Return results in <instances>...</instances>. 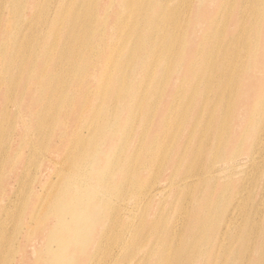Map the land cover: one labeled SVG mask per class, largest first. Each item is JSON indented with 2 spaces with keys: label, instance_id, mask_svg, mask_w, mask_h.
<instances>
[{
  "label": "bare ground",
  "instance_id": "1",
  "mask_svg": "<svg viewBox=\"0 0 264 264\" xmlns=\"http://www.w3.org/2000/svg\"><path fill=\"white\" fill-rule=\"evenodd\" d=\"M185 1L194 11L191 30L201 24L199 18L216 22L215 16L221 13L215 7L216 3L220 6V0ZM252 7L262 15L258 31L263 38L258 41L263 42L258 43L259 54L250 64L242 62L243 83L230 93L232 106L226 109L223 102L221 119L206 124L207 128L209 124L216 126L220 138L225 136L220 149L212 145L215 135L210 138L206 132L203 139L209 140L208 146L202 150L197 147L198 155L202 153L204 160L200 162L198 156L192 159V144L200 127L197 126L187 133L184 143L175 139L176 157L169 164L170 171L147 173L146 169L166 158V137L171 131L167 125L164 128L160 125L165 120V107L161 109L162 117L148 111L144 115L148 116L147 122H158L151 142L138 105L123 107L114 103L94 110V98L88 109L82 105L78 118L63 117L55 122L62 128L55 141L59 152L57 156L47 151L39 153L44 157V171L48 175L47 180H41L34 174L35 181L42 186L40 191L36 190L38 186L35 189V185H27L28 179L23 176L10 181L8 189L12 188V192L0 206V246H11L14 253L10 257L7 252L0 255V264L264 262L261 254L264 221L261 223V217L255 213L247 216V209L256 210V206L264 203V129L257 132L264 118V109H260L264 107V0H253ZM8 21L12 23L11 18ZM255 51L254 46L252 52ZM30 90L34 96L38 93V87L32 86ZM16 106L17 120L24 132L29 131L28 135L48 122L31 117L33 123H30V117ZM4 107L9 109L8 105ZM256 116L257 124L253 120ZM225 118L229 119L228 131ZM201 119L202 115L198 124ZM21 132L18 129L24 144L11 152L29 144L28 153L37 158V150L43 146L30 138L25 143ZM136 133L139 142L135 145ZM198 145L201 147V142ZM141 158L145 162L138 165ZM252 179H261L259 191L254 195ZM24 186L28 194L21 199ZM32 190H36L37 196ZM256 211L263 213L260 207ZM13 214L15 229L7 237V220ZM249 233L251 237L247 240ZM154 235L156 240L149 245ZM236 236L242 240L235 257L231 244ZM137 239L142 242L138 246ZM29 247L32 257L28 256Z\"/></svg>",
  "mask_w": 264,
  "mask_h": 264
},
{
  "label": "rangeland",
  "instance_id": "2",
  "mask_svg": "<svg viewBox=\"0 0 264 264\" xmlns=\"http://www.w3.org/2000/svg\"><path fill=\"white\" fill-rule=\"evenodd\" d=\"M220 1L219 7L215 5L221 11L215 16L216 22L199 18L201 24L191 30L194 11L185 0H0V206L12 192L8 187L16 176L27 178V185H35V189L38 186L36 190L42 189L34 174L41 180L48 179L40 151L58 155L55 141L62 128L55 122L63 117L78 118L82 105L88 109L94 98V110L114 103L123 107L138 105L151 142L158 122L149 123L144 115L148 111L162 117L161 109L165 107V120L160 125L163 128L167 125L171 131L166 137V158L146 169L147 173L170 171L169 164L176 157L175 139L184 143L187 133L197 126L200 127L190 157L204 160L197 147L202 150L208 146L209 140L203 139L206 132L210 138L215 135L212 145L219 150L225 136L220 138L216 126L209 124L207 128L206 124L221 119L223 102L226 109L232 106L230 93L243 83L240 66L243 61L250 64L251 59H256L258 43L263 42L258 41L263 38L258 31L262 15L252 7L253 0ZM254 46L256 51L252 52ZM32 86L38 87L35 96L30 90ZM15 104L23 115L30 117V123L31 117L48 122L28 135L29 131L24 132L17 120ZM254 119L257 124L258 116ZM224 121L228 131L229 119ZM263 121L264 118L259 133L264 129H261ZM18 129L23 131L25 143L30 138L43 146L38 148L37 158L28 153L29 144L24 150L11 152L24 144ZM137 133L135 145L139 142ZM143 161L141 158L137 164ZM251 181L254 195L259 191L261 179ZM36 190H32L35 196ZM27 194L24 186L21 199ZM257 207L263 213L247 209V216L255 213L262 223L264 203ZM14 220V214L7 220V237L13 234ZM155 237H150L149 245L155 242ZM250 237L249 233L245 238ZM241 240L236 236L232 241L235 257ZM141 243L137 239V246ZM6 252L10 257L13 247L1 245L0 255ZM261 254L264 256V251ZM28 256L32 257L30 247Z\"/></svg>",
  "mask_w": 264,
  "mask_h": 264
}]
</instances>
